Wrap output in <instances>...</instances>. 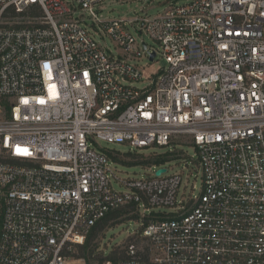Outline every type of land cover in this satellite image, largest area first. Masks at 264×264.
Segmentation results:
<instances>
[{"label":"built area","instance_id":"1","mask_svg":"<svg viewBox=\"0 0 264 264\" xmlns=\"http://www.w3.org/2000/svg\"><path fill=\"white\" fill-rule=\"evenodd\" d=\"M107 1L0 0V264H67L131 205L140 229L106 264H264V0H170L133 20L105 19ZM100 142L182 156L121 178ZM187 157L199 193L169 174Z\"/></svg>","mask_w":264,"mask_h":264},{"label":"rangeland","instance_id":"2","mask_svg":"<svg viewBox=\"0 0 264 264\" xmlns=\"http://www.w3.org/2000/svg\"><path fill=\"white\" fill-rule=\"evenodd\" d=\"M170 0H138L137 2H126L122 3L120 0H108L105 4V10L103 11V17L107 20L113 19H128L133 20L138 16H143V14H148L149 16H156L163 11V9L168 5ZM94 38L102 44L106 49H109L115 56L122 54L121 49L118 47L117 43L110 36H104L102 34H96L89 27ZM144 40L152 45V41L143 35ZM142 68L146 69L147 74H152L159 70V68L165 66V62L159 58L153 64H148V60L145 59L138 63ZM140 86H142L140 84ZM100 146L106 149H116L123 153L130 152V148L126 145H112L106 142H100ZM189 156L196 155L195 147L188 145L182 149ZM161 151V150H158ZM155 152V151H154ZM164 152V151H163ZM161 153V152H160ZM187 157L179 163H172L169 165V174L181 173L184 176L183 189L189 194L193 190V186H196L195 193H199L202 189V179L200 171L197 169L195 163ZM188 163V166L187 164ZM118 175L121 178H142L147 176V169L141 166L127 167L122 164H117ZM199 176V177H198ZM198 177V178H197ZM140 229V223L136 221H130L122 225H117L106 231L103 237L100 238V248L102 251L109 253L114 247L124 246L126 241L129 239L130 235L138 232ZM67 264H87L85 260H68ZM96 264V263H92Z\"/></svg>","mask_w":264,"mask_h":264},{"label":"trees","instance_id":"3","mask_svg":"<svg viewBox=\"0 0 264 264\" xmlns=\"http://www.w3.org/2000/svg\"><path fill=\"white\" fill-rule=\"evenodd\" d=\"M107 151L117 164H122L127 167L166 165L168 162L182 156V151L178 152L177 150L153 155H148L146 152L123 153L116 149H109ZM130 221H139V215L134 205L110 212L93 227L84 245L75 246L73 251L67 253L68 259L85 260L87 264H106L108 261L117 262L125 259L126 252L124 247L132 239H128L124 246L114 247L109 253H106V251H102L100 248V238L104 236L108 229ZM148 222L149 219L146 220V223Z\"/></svg>","mask_w":264,"mask_h":264},{"label":"water","instance_id":"4","mask_svg":"<svg viewBox=\"0 0 264 264\" xmlns=\"http://www.w3.org/2000/svg\"><path fill=\"white\" fill-rule=\"evenodd\" d=\"M154 54L152 55V59L154 58ZM166 172V169L162 168V169H159L157 172H156V175L157 176H160L162 173Z\"/></svg>","mask_w":264,"mask_h":264}]
</instances>
